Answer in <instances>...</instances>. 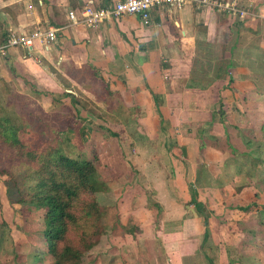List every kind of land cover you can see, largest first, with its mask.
I'll return each mask as SVG.
<instances>
[{
    "label": "crops",
    "instance_id": "crops-1",
    "mask_svg": "<svg viewBox=\"0 0 264 264\" xmlns=\"http://www.w3.org/2000/svg\"><path fill=\"white\" fill-rule=\"evenodd\" d=\"M115 1L0 0V45L8 32L27 26L60 29L47 52L38 46L30 52L16 48L0 53V83L17 88L27 84L44 94L51 85L53 93L70 94L62 86L73 87V83H58L55 77L71 76L69 69L89 67L93 74L94 68L100 76L111 78L110 90L118 94L122 105L144 112L136 120L143 127L132 135L134 151L140 155L135 166L154 195L151 202L138 195L133 207L122 211L137 224L125 264H222L223 257L210 259L206 253V217L203 211L197 212V202H204L202 196L217 188L222 202L234 198L228 192L235 182L205 181V173L212 175L214 169L232 170L230 156L237 151L227 139L230 133L225 134L223 127L221 133L214 131L221 123L212 116L221 96L228 97L235 132L255 126L262 132L264 0H217L222 7L196 3L179 9L164 7L151 11L147 27L132 15L96 29L68 21L70 10L89 2L104 7ZM225 4L246 15H232L223 8ZM206 60L215 62L210 69L201 65ZM156 123L164 127L152 129L150 125ZM141 144H146L144 151ZM142 156L144 163L139 162ZM247 230L253 240L256 232ZM259 233L264 236L263 227ZM260 258L264 259V249Z\"/></svg>",
    "mask_w": 264,
    "mask_h": 264
},
{
    "label": "rangeland",
    "instance_id": "rangeland-1",
    "mask_svg": "<svg viewBox=\"0 0 264 264\" xmlns=\"http://www.w3.org/2000/svg\"><path fill=\"white\" fill-rule=\"evenodd\" d=\"M34 29L27 26L19 31ZM211 63L215 62L201 61L206 69L211 68ZM81 68L69 69L72 77L55 76L58 83H68V80L73 83V87L62 86V89L71 90L70 94L62 90L58 91L60 94L53 93L51 85V91L44 94L31 90V85L17 88L13 83H0V106L26 125L35 138L52 142L70 158L89 161L96 170L102 183L101 191L92 195L98 208L94 217L100 227L99 234L90 235L88 242L77 244L78 264H125L131 255L129 247L134 241L133 231L137 224L132 217L121 215L122 211L133 207L138 195L146 196L148 202L154 200L146 178L135 166L139 154L134 151L132 135L143 127L136 120L144 112L137 106L122 105L118 94L110 90L111 78L100 76L94 68L93 74L89 73V67ZM227 99L223 94L213 109V119L221 121L214 131L221 133L223 127L225 134L230 133L228 141L233 142L239 153L246 154L239 155L235 150L230 156L232 170L227 171L225 167L224 172L214 169L212 175L205 173L206 184L210 178L214 184L235 182V187L228 192L234 196L233 201L222 202L217 188V192L202 196L204 202H197V212L203 211L206 217L205 249L210 259L216 255L223 257L222 264H264V259L260 258L264 236L259 235V229L264 228V211L259 212L264 205V164L258 160L263 153L264 161V134L258 126L235 132L230 123L234 122L231 115L234 113ZM154 125L156 130L164 127L159 123L150 127L153 129ZM144 145L141 144L142 151ZM12 154L7 146L0 145V264H54L55 259L48 252L43 236V212L27 204L15 203L17 188L25 189L27 182L22 181L30 168L15 162ZM143 158L145 156L139 162L144 163L146 159ZM230 179L234 180L230 183ZM244 187L251 190L244 192ZM248 227L257 234L253 240ZM65 245L64 241L59 248Z\"/></svg>",
    "mask_w": 264,
    "mask_h": 264
},
{
    "label": "trees",
    "instance_id": "trees-1",
    "mask_svg": "<svg viewBox=\"0 0 264 264\" xmlns=\"http://www.w3.org/2000/svg\"><path fill=\"white\" fill-rule=\"evenodd\" d=\"M261 131L264 134V124ZM39 139L0 106V145L11 150L15 162L30 168L22 181L28 186L23 191L17 188L15 203L43 212V236L54 264H78L77 244L99 234L94 217L98 208L92 195L101 191L102 183L89 161L70 158L52 142ZM262 156L260 153L258 160L264 164ZM64 241L67 245L60 249Z\"/></svg>",
    "mask_w": 264,
    "mask_h": 264
},
{
    "label": "built area",
    "instance_id": "built-area-1",
    "mask_svg": "<svg viewBox=\"0 0 264 264\" xmlns=\"http://www.w3.org/2000/svg\"><path fill=\"white\" fill-rule=\"evenodd\" d=\"M187 3H196L200 6L222 7V3L217 0H117L108 6H95L92 2L85 4L80 9L70 10L67 13L70 25H82L86 28L96 29L101 24L118 23L124 16H136L142 26L150 24V13L152 10L164 7L179 9ZM223 8L229 9L232 15L244 18L245 12L236 9L234 6L225 4ZM60 29L55 27L35 28L32 31H11L8 33L6 41L0 45V53L3 54L10 49L22 48L27 51L41 47L43 51H48L50 46H54L57 34Z\"/></svg>",
    "mask_w": 264,
    "mask_h": 264
}]
</instances>
